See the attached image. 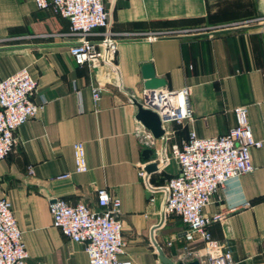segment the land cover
Here are the masks:
<instances>
[{"label":"crops","instance_id":"1","mask_svg":"<svg viewBox=\"0 0 264 264\" xmlns=\"http://www.w3.org/2000/svg\"><path fill=\"white\" fill-rule=\"evenodd\" d=\"M111 33L119 40L114 65L77 64L70 22L34 0H0V79L27 67L37 80L34 102L44 107L16 131L17 144L0 160L6 197L29 254V264H90L85 246L52 224L49 202L63 198L99 208L97 191L121 199L126 241L121 260L133 264H207L206 244L187 241L177 215L163 217L165 186L180 167L171 158L194 131L208 138L237 124L246 105L254 136L255 170L229 179L205 207L215 251L230 249L237 264H264V0H107ZM165 87H191L193 119L165 125L154 138L138 119L144 66ZM102 87L96 101L93 88ZM85 144L89 170L75 171L74 144ZM153 150L150 154L146 150ZM149 155V157H148ZM148 157V158H147ZM157 162V170L145 168ZM145 175H141V172ZM71 172L68 178H58ZM149 185L155 189L150 190Z\"/></svg>","mask_w":264,"mask_h":264},{"label":"built area","instance_id":"2","mask_svg":"<svg viewBox=\"0 0 264 264\" xmlns=\"http://www.w3.org/2000/svg\"><path fill=\"white\" fill-rule=\"evenodd\" d=\"M107 0H34L38 9L51 8L66 17L70 31L77 36L70 53L77 64L103 63L114 65L119 40L111 33L112 12ZM37 80L27 67H22L0 79V160L16 146L17 129L35 116L45 105L40 96L34 102ZM102 87L93 88L96 101L101 99ZM145 107L156 112L163 124L182 123L193 119L191 87L162 88L146 91ZM237 124L228 133L203 138L194 131L182 145L172 146L171 156L165 155L161 163L174 158L180 167L176 176L166 186L165 216L177 215L187 225V241L200 239L205 242L207 264H237L230 249L215 251L216 242L209 226L226 215L207 216L205 207L231 178L255 170L252 162L253 148L263 146L254 136L246 105L235 108ZM75 171L89 170L85 144H74ZM141 175H145L142 171ZM66 172L58 178H68ZM149 189L154 187L149 185ZM99 208L84 202L71 204L63 198H52L49 210L52 224L70 240L84 244L90 264H133L131 259L121 260L126 241L119 217L121 199L106 188L97 191ZM29 254L12 211L11 202L0 198V264H29Z\"/></svg>","mask_w":264,"mask_h":264},{"label":"water","instance_id":"3","mask_svg":"<svg viewBox=\"0 0 264 264\" xmlns=\"http://www.w3.org/2000/svg\"><path fill=\"white\" fill-rule=\"evenodd\" d=\"M143 76L145 78V88L147 91H154V90H159L165 87V80L163 78H159L156 76L155 71L152 69V66L147 64L144 66V72ZM138 112H137V119L148 129L151 131L152 135L154 138H161L162 136L165 135V129L163 127L162 121L159 117V115L154 112L153 110L147 108L144 106L142 102H139L138 100H134ZM150 154H153V150L148 149L146 150ZM149 157V155H148ZM147 157V158H148ZM145 170L148 173H151L153 171L157 170V162H150ZM165 208V205H164ZM163 208V217L165 218V211ZM160 257L164 262H167L169 264H173L170 260H168L164 253L161 251L160 252ZM178 264H200L199 260H192L189 262H179Z\"/></svg>","mask_w":264,"mask_h":264}]
</instances>
